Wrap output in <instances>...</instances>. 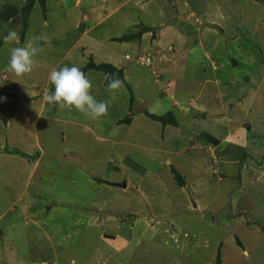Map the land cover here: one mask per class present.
Masks as SVG:
<instances>
[{
    "label": "rangeland",
    "instance_id": "374dc122",
    "mask_svg": "<svg viewBox=\"0 0 264 264\" xmlns=\"http://www.w3.org/2000/svg\"><path fill=\"white\" fill-rule=\"evenodd\" d=\"M95 1H50L56 9L49 28L71 32L50 39L73 44L75 32L92 29L74 53L83 46L97 51L92 37L107 53L118 48L108 37L130 34L118 53V62L129 66L130 111L109 107L92 120L48 104L40 119L36 105L22 116L27 137L19 133L22 141L15 136L5 146V131L23 112L13 92L5 101L2 92L19 91L6 66L10 49L24 44V23L22 15L0 23V107L8 109L0 116L10 121L0 117V264H264V0H133L143 6H128L102 23ZM26 6L27 0H0V13ZM132 12L142 17L135 20ZM30 16L27 34L36 35L47 13L44 18L37 1ZM160 23L164 33L175 28L182 36V44L174 31L167 37L178 44L174 53L171 43H157ZM10 30L19 34L18 44L5 39ZM144 57L151 58L149 67L140 63ZM173 62H180L176 71L161 76ZM170 81L176 86L167 90ZM144 109L171 113L176 124L164 125ZM230 125L251 126L253 139L239 153L207 142L205 133L218 137ZM224 153L231 155L228 163Z\"/></svg>",
    "mask_w": 264,
    "mask_h": 264
},
{
    "label": "crops",
    "instance_id": "0c3cea01",
    "mask_svg": "<svg viewBox=\"0 0 264 264\" xmlns=\"http://www.w3.org/2000/svg\"><path fill=\"white\" fill-rule=\"evenodd\" d=\"M50 1H52V0H48L47 1V6H46V7H48V9H47V16L43 20V25L45 23H46V25L45 26H42V27H39L36 30V35H39L41 33H45L50 38L52 37L51 39L53 41V39L55 38V32L56 31H59V34H61L60 36L62 38L67 39L70 36V34H71V32L69 34L70 29H68V27H64V28H61L59 30H54V28H49V27H52V26H50V23L47 24V22L50 21V17L52 16L51 12H54V9H56V7H52L51 8L50 6H48V3ZM95 2H96V4L98 6L95 7L96 9L93 10V13L94 12H95V14L97 13L98 14V17L100 15H101V17H103L102 19L100 18L101 23L102 22H105V21H110V22L113 21L114 18H115V16H116V14L119 11H121L122 9H124V8H126L128 6H133L134 7V10H138L139 7L143 6V5H138V3L133 2V0H124L123 2L122 1H119L118 3H114L111 0H106V1H104V3H100L98 1H95ZM150 2H151V0L150 1H147L146 4L147 3H150ZM56 3L59 4V5H61V7H62L63 10L66 9V6H65V4L63 2L57 1ZM126 3L128 5H126ZM135 5L138 8H136ZM104 8H105V10L110 9V11L109 12H106L105 10L104 11H101ZM35 10H37V7H35L34 11ZM100 11H101V14L99 13ZM64 13H65V11H64ZM130 14L136 17L135 20L138 19L137 17H139V18L142 17V15L141 16H137V14H134L133 12L130 13ZM110 15H112V16H110ZM31 16H32V14H31ZM93 18L96 21H97V19H99V18H96V17H93ZM103 20H105V21H103ZM96 21H94V24H97ZM110 22L108 24H110ZM132 24H133V25H131L132 27L133 26L134 27H137L139 23H137V22L134 21V22H132ZM157 28H159V30L157 31V33H159L161 31L160 32V35H157V38L159 40L157 42L158 45L159 44L165 45V43H167V42L168 43H171L170 40H168L167 37L170 36L171 39H172V33H173V31H174V33H173L174 40L178 41L179 44H182V42H184L182 40V38H181L182 36L179 34V32L175 28L170 27V28H172L174 30L171 31V32H167L166 31L165 33L163 31L167 30L168 28L162 26L161 23L160 24H157ZM30 29H32V26L30 27ZM162 29H163V31H162ZM91 30L92 29H90V30H84V36H85V38H86V34L89 33ZM28 31H29V29L27 30V32ZM27 32H26L25 37H24L25 40H26L27 37L30 36V35L27 34ZM108 32H109V36H112L111 34L114 31L112 32V31H109L108 30ZM74 34H77L79 37L75 40V42L73 44L66 43L65 45H63V44L55 45L51 41V46L48 47V49L46 50V52H44V53L41 54V56L39 57L40 64L37 66L36 70L30 76H25L23 78H19V77H16L14 74L8 72V74L10 75V78H11L12 82L17 85V88H18L19 91H17V92H16V90L10 91L9 89L6 88V91L2 92V96L4 97V101H5V99L7 98V94L13 92L16 95V97H17L20 105L22 106L21 109H22L23 112L21 114H19V116H21V119L19 117H18V119H14V121H13L15 123L14 128L11 129V131H5L6 135L3 138L2 145H4V146H5V144H11L12 145L14 143L13 139H14L15 136L18 137L17 138V141H22V140L19 139V133H22L24 135L23 136L24 139L27 137V136H25L26 133H27L26 132L27 130L23 131V129H22V128H26L27 127L26 124H25L27 122L24 123V121L22 120V116L23 117H26L25 114L30 113L27 110L28 108H33V106L41 105L40 110L36 114V116H38L40 118L42 109H45L46 106L48 105L42 99L43 95L45 94V93H42V91H45V89L47 90L48 88L49 89L54 88V85H52L51 83H49L50 81L48 79V75H49L50 71L53 68L59 70L63 66H69V67H71V66H74V65L82 68L91 59L95 64H96V62H99L101 64H110L113 67L117 68L118 70L123 71L122 73L125 74V77H124V79H125L124 89L125 90L117 93V99H116L115 102H113V104L110 107L111 108H117L116 111L121 110L122 115L127 114L130 111L129 104L131 103L130 102V98L131 97L129 95L128 81H131V79L128 76L129 66H122L118 62L119 61L118 58L121 56L120 55L121 54V52H120L121 51V47L124 44H129V43L128 42L116 43V42H114V39L115 38H119V37H115V38L113 36H112L113 38L112 37H108L111 40L108 39V38H107V40H109V41H112L113 40V43L114 44H117L118 48L115 49V51H111V50L107 49V53H103V49H104L105 43L104 42H101V41H98L94 37H92L93 40L95 41L94 42L95 43V47L98 45L97 51L94 50L92 47H89L88 46L87 49H86V46L85 47L83 46L82 53H79L78 54V53H74V52L78 51L77 49L80 48V43H81V41H82V39H83L84 36H82V34L76 33V32ZM146 35H147V33L144 34L142 38H144V36H146ZM175 35H177V37ZM163 37H165V39ZM25 40H24V42H25ZM176 41H172L171 44H172L173 47L172 46L169 47V49H170L169 51L172 52V53H174L175 48L178 46V44H177ZM133 45H135V44H133ZM58 50L62 51L63 54L62 55H59ZM88 52H90V53H88ZM118 53H120L119 54V57H118ZM87 54H90V55H87ZM149 55H151V54H149ZM92 56H93V58H92ZM103 57H105V61L108 58L111 59V62H106V63L104 62V63H102L101 62L102 60L101 61H98L99 59H102ZM125 57H126V60H129V58H127V56H125ZM183 57L184 56H182V58ZM154 59H155V57H154ZM168 65L167 64L163 65V71H164V73L162 72L161 73V76L163 74H168V72L171 73L173 70H175V68H177V67L180 66V62L179 63L178 62H173L171 65H169V66ZM166 67H168V68L170 67L169 68V71L165 70ZM154 73H156V71L155 72L153 71V74ZM86 75L90 78V80L93 83L92 94L95 96V98L97 100H107L108 99V93L106 91V87L104 86V82H105V80H104V73L91 70V71H88L86 73ZM42 78L45 79V82L39 80V79H42ZM139 78H141V77H139ZM135 79H134V77H132L133 83L134 82L135 83L137 82V79L136 80ZM160 79H161V77H157L156 80H155V84H158V82H159ZM139 82H140L139 83V87H141V86L143 87L144 85H142V82H143L142 81V78H141V80H139ZM175 86H176V82L175 81L174 82L173 81H170V82L167 83V86H165V89L168 90V89L173 88ZM135 93H136V89H135ZM143 99L144 98H140V101H139L140 104L141 105L142 104H146V106L148 107L147 109H150V105L145 100H143ZM0 100H1V97H0ZM172 100H173V98H172ZM174 105L177 106V103H174ZM118 108H120V109H118ZM4 109H7V107L5 106V103H3L2 108L0 107V112H3L4 113ZM144 110L146 112H148L149 114L156 115V114H154V112L153 113H150L146 109H144ZM144 110H143V112H145ZM197 110L200 111L201 113H203L202 112L203 111V107L202 106L201 107L198 106V109ZM5 114H8L9 115L10 112L9 111H6ZM183 115H185V114H183ZM30 116H33V115L30 114ZM121 116L116 117L115 120L117 118L121 117ZM0 117L1 118L3 117V119H5V120L7 118L4 115H2ZM133 117H135V116H133ZM233 119L234 118H230L228 120V122L229 123L234 122ZM7 120H8V118H7ZM231 120H232V122H231ZM218 121H219L218 118H216L215 119V125H216L215 130H220V128H221V127H218V124H217ZM17 123H20V124H18L20 126L19 127L20 130H19L18 126H17ZM8 124H10V121L9 120H8ZM33 124L34 123H32V125ZM130 124H132V123H130ZM248 127H249V129H248ZM194 128L199 129V128H202V127H200V126L199 127L194 126ZM231 128H232L231 125L229 127L225 128V130L223 131L224 133H221L218 137H214L212 134H207V133L204 132L206 134V136H207V142L209 144H211V145L214 144L213 140L211 139V138H214L215 141L217 140L216 141L217 143L214 144V145L216 147H218L220 149V151L225 150L226 148L229 147V145H232V146H236L237 147V153H239V149H244L247 146V143L249 141H252V139H253V137H251L252 135H250V133H251V126L250 125H241V126L238 127L236 125V127L234 129H231ZM4 139H5V141H4ZM194 147H199V145L196 144ZM227 155H229V154L228 153H224V157L222 159V162H224V163L227 162V160H228L227 159ZM245 156H247V155H245ZM229 157L231 158V155H229ZM234 162H236V161H234ZM224 168H226V167H223V169ZM224 171L227 174H229V172H231V170L228 169V168L227 169H224ZM255 173L258 174V171H255ZM181 185L184 187L186 185V183H182ZM194 188H195V186H194Z\"/></svg>",
    "mask_w": 264,
    "mask_h": 264
},
{
    "label": "clouds",
    "instance_id": "9594fccd",
    "mask_svg": "<svg viewBox=\"0 0 264 264\" xmlns=\"http://www.w3.org/2000/svg\"><path fill=\"white\" fill-rule=\"evenodd\" d=\"M9 42L19 43L20 36L10 30L5 37ZM51 46L50 37L41 33L30 35L22 46L10 49V57L6 70L16 77L30 76L40 64L39 57ZM48 79L54 85V91H45L42 99L49 105L61 109H75L87 118L99 120L108 114L109 107L117 99V93L124 91L123 81L114 74H104L107 82V100H97L92 94L93 83L78 66H63L59 70L53 68Z\"/></svg>",
    "mask_w": 264,
    "mask_h": 264
},
{
    "label": "trees",
    "instance_id": "16d2710c",
    "mask_svg": "<svg viewBox=\"0 0 264 264\" xmlns=\"http://www.w3.org/2000/svg\"><path fill=\"white\" fill-rule=\"evenodd\" d=\"M37 1L40 3V5L42 7L44 18H45L46 13H47V9H46L47 8L46 7L47 0H27V6L24 7L22 10L9 9V11L6 13H0V23L7 22V21L11 20L12 18H15V17H18L19 15H22L21 17L23 19L24 26H23V32H22V37H21L20 43L24 42V37H25V34L28 30L29 16H30V13H31L32 9L34 8V5ZM130 36H131L130 34L129 35H123L122 37L117 39V42H121V43L122 42H129L131 39ZM91 70L97 71V72H102L104 74H114L115 76H118L123 82H125L122 71L118 70L117 68L113 67L110 64L96 65L94 63H89L84 69H82V71H84L85 73H87L88 71H91ZM106 85H107V82L105 81L104 86L106 87ZM145 113L149 117H151L152 119H154L158 122H161L164 125L176 124V120L171 117L172 116L171 113L166 115V116L152 115L146 111H145ZM211 139L213 140L214 144L217 143L216 142L217 140L215 141L214 138H211ZM217 264H221L220 260L217 261Z\"/></svg>",
    "mask_w": 264,
    "mask_h": 264
},
{
    "label": "built area",
    "instance_id": "2783aa9c",
    "mask_svg": "<svg viewBox=\"0 0 264 264\" xmlns=\"http://www.w3.org/2000/svg\"><path fill=\"white\" fill-rule=\"evenodd\" d=\"M127 58H128V57H127ZM139 61H140V63H141L143 66H147V67H149V66H150L149 64H150L151 58H150V57H147V58L144 57V58H140ZM139 61H138V62H139ZM140 63H139V64H140Z\"/></svg>",
    "mask_w": 264,
    "mask_h": 264
},
{
    "label": "water",
    "instance_id": "95a60500",
    "mask_svg": "<svg viewBox=\"0 0 264 264\" xmlns=\"http://www.w3.org/2000/svg\"><path fill=\"white\" fill-rule=\"evenodd\" d=\"M248 129H249V127H248ZM117 186H121L122 188H125V183L124 184H122V185H117Z\"/></svg>",
    "mask_w": 264,
    "mask_h": 264
}]
</instances>
